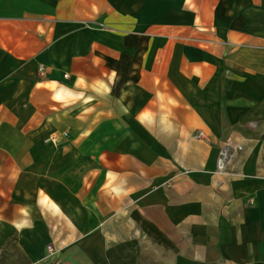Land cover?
Wrapping results in <instances>:
<instances>
[{
	"label": "crops",
	"instance_id": "0c3cea01",
	"mask_svg": "<svg viewBox=\"0 0 264 264\" xmlns=\"http://www.w3.org/2000/svg\"><path fill=\"white\" fill-rule=\"evenodd\" d=\"M263 145L264 0H0V264H264Z\"/></svg>",
	"mask_w": 264,
	"mask_h": 264
},
{
	"label": "built area",
	"instance_id": "2783aa9c",
	"mask_svg": "<svg viewBox=\"0 0 264 264\" xmlns=\"http://www.w3.org/2000/svg\"><path fill=\"white\" fill-rule=\"evenodd\" d=\"M195 137H201L203 136V133L201 131H197L194 134ZM237 149L239 146L236 147ZM263 151H264V145H263ZM233 156V149L232 147H229L228 145L219 147L216 155V169L217 171H224L227 167V165L230 163ZM47 254L45 256V259L38 261L34 264H56V258L55 253L56 249L53 245L48 244L46 246Z\"/></svg>",
	"mask_w": 264,
	"mask_h": 264
}]
</instances>
